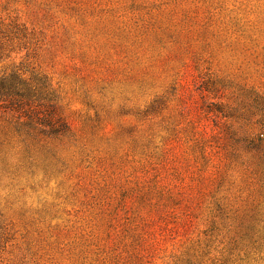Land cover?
<instances>
[{"label":"rangeland","instance_id":"1","mask_svg":"<svg viewBox=\"0 0 264 264\" xmlns=\"http://www.w3.org/2000/svg\"><path fill=\"white\" fill-rule=\"evenodd\" d=\"M0 264H264V0H0Z\"/></svg>","mask_w":264,"mask_h":264}]
</instances>
